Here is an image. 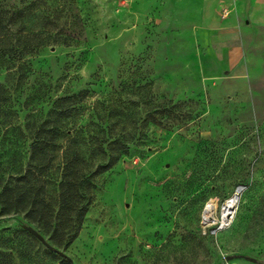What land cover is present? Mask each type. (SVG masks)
Returning <instances> with one entry per match:
<instances>
[{
	"label": "rangeland",
	"instance_id": "obj_1",
	"mask_svg": "<svg viewBox=\"0 0 264 264\" xmlns=\"http://www.w3.org/2000/svg\"><path fill=\"white\" fill-rule=\"evenodd\" d=\"M0 1L22 11L11 27L44 29L21 83L0 67L18 101V116L0 126V144L17 143L14 170L0 156L2 184L23 172L15 127L26 111L42 118L58 97L75 96L71 127L131 141L94 178L80 228L57 247L73 264L264 263V25L238 12L240 34L228 38L220 27L234 5H219L210 20L184 0ZM27 224L51 241L23 214L1 215L13 264H49L37 239L31 262L34 251L12 237Z\"/></svg>",
	"mask_w": 264,
	"mask_h": 264
},
{
	"label": "trees",
	"instance_id": "obj_2",
	"mask_svg": "<svg viewBox=\"0 0 264 264\" xmlns=\"http://www.w3.org/2000/svg\"><path fill=\"white\" fill-rule=\"evenodd\" d=\"M22 15L18 9L10 11L0 7V67L13 70L17 83H21L26 76L25 57L42 46L43 41L39 38L44 33L43 28L28 30L11 27L9 23L16 18L22 19ZM33 37L39 39L34 45L29 40ZM74 99L73 95L56 98L43 117L37 120L29 119L31 115L26 111L23 122L15 127L24 138L23 172L19 178L14 181L10 179L4 184L0 177V216L23 214L28 223L51 232V241H46L56 249L59 244H68L80 228L91 201L94 178L111 168L131 142L100 137L71 127ZM16 102L7 86L0 83V126L9 114L18 116ZM98 126L101 132L105 131L106 126ZM16 144L15 139L1 142L0 156H6L7 164L2 168L11 166L14 170L16 167ZM50 188L56 195L53 200L47 195ZM37 231L41 234L40 230ZM11 235H20L18 240L22 241L24 249L34 251L33 255L28 256L29 260H36L34 258H37L40 250L35 249L32 239L37 238L26 229L14 230ZM0 238L7 249L0 251V264H13L9 251L16 250L14 241L7 237ZM43 247V261L49 264H73L66 255Z\"/></svg>",
	"mask_w": 264,
	"mask_h": 264
},
{
	"label": "crops",
	"instance_id": "obj_3",
	"mask_svg": "<svg viewBox=\"0 0 264 264\" xmlns=\"http://www.w3.org/2000/svg\"><path fill=\"white\" fill-rule=\"evenodd\" d=\"M232 1V2H231ZM234 3V4H232ZM234 5V10L221 22L220 30L226 37H235L240 34L238 12L248 15L249 20L264 25V0H184L183 5L194 14H210V20L215 18V10L219 5ZM205 9V10H204ZM247 21V20H246Z\"/></svg>",
	"mask_w": 264,
	"mask_h": 264
},
{
	"label": "water",
	"instance_id": "obj_4",
	"mask_svg": "<svg viewBox=\"0 0 264 264\" xmlns=\"http://www.w3.org/2000/svg\"><path fill=\"white\" fill-rule=\"evenodd\" d=\"M242 186H237L236 191L239 193V191L241 190ZM237 197V194L236 196ZM23 228L26 229L27 231H29L32 235H34L45 247L61 254V255H65L62 251H60L59 249H56L54 247H52L47 241L46 239L32 226L30 225H23Z\"/></svg>",
	"mask_w": 264,
	"mask_h": 264
},
{
	"label": "bare ground",
	"instance_id": "obj_5",
	"mask_svg": "<svg viewBox=\"0 0 264 264\" xmlns=\"http://www.w3.org/2000/svg\"><path fill=\"white\" fill-rule=\"evenodd\" d=\"M236 197L231 198V200L225 202L221 208V217L224 219L232 212L234 202Z\"/></svg>",
	"mask_w": 264,
	"mask_h": 264
},
{
	"label": "built area",
	"instance_id": "obj_6",
	"mask_svg": "<svg viewBox=\"0 0 264 264\" xmlns=\"http://www.w3.org/2000/svg\"><path fill=\"white\" fill-rule=\"evenodd\" d=\"M207 206H208V204H207ZM207 206H206V208H207ZM206 208H205V209H206ZM212 211H213V210H212ZM203 218H204V217H203ZM211 218H212V214H211ZM211 218H210V219H208V217H206V218H204V220H205V221H210V220H211ZM221 220H222V218H221ZM220 223H222V221H221Z\"/></svg>",
	"mask_w": 264,
	"mask_h": 264
}]
</instances>
